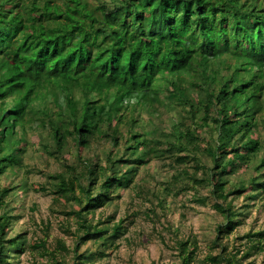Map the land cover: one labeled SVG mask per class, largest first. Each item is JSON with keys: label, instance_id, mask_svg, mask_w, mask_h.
<instances>
[{"label": "trees", "instance_id": "1", "mask_svg": "<svg viewBox=\"0 0 264 264\" xmlns=\"http://www.w3.org/2000/svg\"><path fill=\"white\" fill-rule=\"evenodd\" d=\"M34 138L73 237L50 252L18 225ZM0 182V264L28 244L94 264L138 213L117 218L127 191L151 218L191 191L212 206L206 262H264V228L238 234L264 209V0H0ZM176 245L198 261L196 239Z\"/></svg>", "mask_w": 264, "mask_h": 264}, {"label": "rangeland", "instance_id": "2", "mask_svg": "<svg viewBox=\"0 0 264 264\" xmlns=\"http://www.w3.org/2000/svg\"><path fill=\"white\" fill-rule=\"evenodd\" d=\"M87 1L91 4L93 1L95 2V0ZM34 141L33 145L27 147V154H25L24 161L28 162L31 171L26 177L29 185L27 197L25 199L23 196L22 199H19L23 201L24 206L21 211L23 213L18 219V225H24L28 230L27 237L31 244L33 239L46 237V246L50 252L54 248H58V239H63L66 245H70L73 237L60 225L66 214L59 209L62 205L58 201L57 194L53 193L51 188L53 181L49 173L58 165L51 157L44 161L42 158H38L39 151L37 149L40 148V145L38 139L34 138ZM24 170L25 168L22 167L21 171L24 172ZM11 179L10 177L3 179L4 185L9 184ZM151 183L155 184V181L152 180ZM201 191L204 195L208 193L206 189ZM191 197V191L180 193L177 196L171 193L168 196V208L163 212L158 207L159 217L152 214L154 217L151 218L144 212L150 202L135 196L133 192H125L119 201L117 218L124 217L125 213L135 208L138 213L133 222L128 225V230L116 239L115 246L108 247V255L97 260L94 264H177L179 256L176 242L188 239H196L198 246V261L195 260L191 264H219L204 260L207 252L216 250L211 245L214 232L210 215L212 206L210 203L208 206L198 204L192 201ZM129 201H131L130 204ZM246 217V223L238 228V234L248 231L252 225L255 226L254 229L264 228V209L262 212H258L256 208H253L252 214ZM254 219H256L255 224H252ZM42 220H45L47 224L49 221L48 230H44ZM70 221L72 223L70 231L75 230L74 219ZM36 225H38V229L34 230ZM86 247L87 245H84L81 250L83 251ZM42 249L44 248H39L32 253L28 244L25 251L18 256L17 264H49L48 254L43 255ZM250 261H252L250 264H264L263 254H253ZM246 263L245 260L242 264Z\"/></svg>", "mask_w": 264, "mask_h": 264}]
</instances>
